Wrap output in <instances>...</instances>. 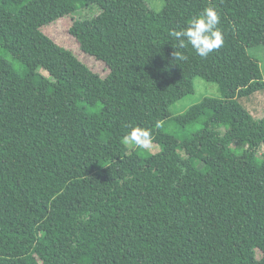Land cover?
Here are the masks:
<instances>
[{
  "label": "trees",
  "instance_id": "obj_1",
  "mask_svg": "<svg viewBox=\"0 0 264 264\" xmlns=\"http://www.w3.org/2000/svg\"><path fill=\"white\" fill-rule=\"evenodd\" d=\"M163 1L0 0V264H264V108L240 102L264 91L247 51L264 0ZM93 6L69 34L104 77L41 31ZM209 7L223 46L177 49L170 33ZM195 78L220 96L171 114Z\"/></svg>",
  "mask_w": 264,
  "mask_h": 264
},
{
  "label": "rangeland",
  "instance_id": "obj_2",
  "mask_svg": "<svg viewBox=\"0 0 264 264\" xmlns=\"http://www.w3.org/2000/svg\"><path fill=\"white\" fill-rule=\"evenodd\" d=\"M45 1L46 0H41V2L43 3ZM144 1L147 4L148 8L153 12H159L164 7L163 0ZM96 13L97 9L95 6L91 8L78 9L72 15H66L51 22L50 24L44 25L43 27H41V31L50 39H52L57 45L73 53L85 66H87L93 72L104 77L108 73L106 66L100 60H96L94 57L82 53L79 50L75 39L69 34V28L75 18H90L93 17ZM247 51L248 54L258 62L261 74L264 78V45L249 48ZM193 86V93L185 95L170 107L171 114L177 115L182 113L191 105L199 103L204 97L218 98L220 96L218 85L216 83H209L201 78H195L193 81ZM240 102L253 116L261 117L263 115L264 91L255 93L247 99H240ZM103 113L108 114L107 112H105V110L103 111ZM198 127L199 126L196 125L194 129H197ZM108 129L117 134L122 139H124V137L131 132L128 127L119 125L117 122L111 123ZM167 130L176 132V129L171 125L167 127ZM140 143L137 140L126 141L128 147L131 148L140 145ZM143 148L150 153H156L159 151V146L153 141H151L150 145ZM234 148H236V146ZM259 155H264V148L261 149ZM258 257H260L259 253Z\"/></svg>",
  "mask_w": 264,
  "mask_h": 264
},
{
  "label": "clouds",
  "instance_id": "obj_3",
  "mask_svg": "<svg viewBox=\"0 0 264 264\" xmlns=\"http://www.w3.org/2000/svg\"><path fill=\"white\" fill-rule=\"evenodd\" d=\"M220 16L214 8H205L198 16H194L188 25L179 31H172V36L178 43L177 49L190 47L194 53L206 59L215 50L223 46V33L219 27ZM174 61H183L186 56L178 50L172 53ZM125 141L140 140V147H147L151 143L147 130L134 128L124 137Z\"/></svg>",
  "mask_w": 264,
  "mask_h": 264
}]
</instances>
